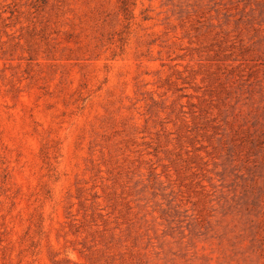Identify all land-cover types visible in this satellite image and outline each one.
<instances>
[{"label": "rangeland", "instance_id": "1", "mask_svg": "<svg viewBox=\"0 0 264 264\" xmlns=\"http://www.w3.org/2000/svg\"><path fill=\"white\" fill-rule=\"evenodd\" d=\"M0 264H264V0H0Z\"/></svg>", "mask_w": 264, "mask_h": 264}]
</instances>
